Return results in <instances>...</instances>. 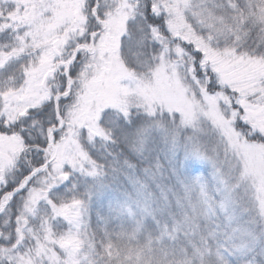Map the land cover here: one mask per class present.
<instances>
[{
    "label": "snow or ice",
    "instance_id": "snow-or-ice-1",
    "mask_svg": "<svg viewBox=\"0 0 264 264\" xmlns=\"http://www.w3.org/2000/svg\"><path fill=\"white\" fill-rule=\"evenodd\" d=\"M0 264H264V0H0Z\"/></svg>",
    "mask_w": 264,
    "mask_h": 264
}]
</instances>
